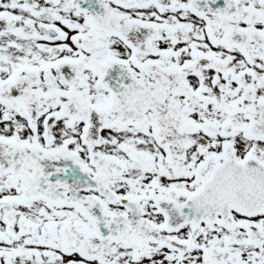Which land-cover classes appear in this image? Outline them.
Masks as SVG:
<instances>
[{"label": "snow or ice", "instance_id": "obj_1", "mask_svg": "<svg viewBox=\"0 0 264 264\" xmlns=\"http://www.w3.org/2000/svg\"><path fill=\"white\" fill-rule=\"evenodd\" d=\"M0 264H264V0H0Z\"/></svg>", "mask_w": 264, "mask_h": 264}]
</instances>
